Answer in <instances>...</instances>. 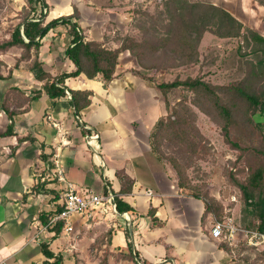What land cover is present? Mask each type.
<instances>
[{
  "label": "crops",
  "instance_id": "1",
  "mask_svg": "<svg viewBox=\"0 0 264 264\" xmlns=\"http://www.w3.org/2000/svg\"><path fill=\"white\" fill-rule=\"evenodd\" d=\"M57 1L64 4L51 9L62 8L52 19L73 9L66 0ZM79 24L87 27L83 33L88 41L105 40L104 21L88 25L80 19ZM57 33L51 32L56 38L43 39L39 53L53 75L75 69L64 54L70 39ZM118 61L107 87L99 77L85 74L66 79L69 89L89 93L90 104L80 112L68 94L52 100L42 91L16 107L12 118L0 113V264H43V241L56 252L62 233L53 237L50 230L37 237L33 227L42 212L48 215L59 206L62 184L49 174L56 156L65 178L79 189L115 193L134 208L115 219L113 240L128 247L125 228L132 225L130 240L140 264H260L255 254L248 259L245 252L211 235L214 214L203 199L179 187L171 165L152 149L154 127L167 113L161 90L145 78L129 51L121 52ZM30 78L16 83L30 90L27 96L42 85L33 73ZM11 122L13 134L2 136ZM119 175L134 181L131 191L120 193ZM148 189L154 194L148 195Z\"/></svg>",
  "mask_w": 264,
  "mask_h": 264
},
{
  "label": "rangeland",
  "instance_id": "2",
  "mask_svg": "<svg viewBox=\"0 0 264 264\" xmlns=\"http://www.w3.org/2000/svg\"><path fill=\"white\" fill-rule=\"evenodd\" d=\"M168 1L66 0L65 3L72 6L71 13L76 10L79 22L80 19L88 25L94 20L105 22L102 41L108 42V47L113 48L111 43L117 47L131 43L145 65L140 71L153 84L192 77L214 85L241 83L264 96V68L259 62L264 57V43L256 39L264 37V0H182L181 3L191 8L184 17L171 16L166 6ZM58 2L46 0V22L59 11L50 12L53 7L63 6L64 3L58 5ZM209 3L226 10L239 22L234 31H239L238 34H219L230 32L231 26L222 22V14L203 15L200 5ZM37 6L40 12L42 5ZM31 13L27 0H0V44L10 39L14 27ZM80 29L85 33L87 27L82 29L80 25ZM58 31L62 34L63 27L49 31L46 38H52L51 32ZM200 31L202 35L198 38ZM23 53L17 46L0 53V73L5 76L0 81V102L14 111L25 104L26 93L30 91L16 83L32 79L33 58L22 56ZM166 97L171 120L186 121L182 125L166 124L158 134L157 145L161 158L171 165L178 181L182 177L185 182L183 191L198 193L210 205L215 220L231 217L241 226L256 225L254 202L264 194V178L257 183H252L251 178L258 167H264L255 155L256 148H264V113L248 111L252 119L248 122L244 118L245 106L234 105L238 112L232 139L228 141L222 117L209 104L198 100L192 90L172 88ZM238 184L249 186L252 200L246 199ZM115 226V219L111 218L88 224L77 220L73 233L59 237L54 246L63 256L62 264H137L127 247L121 250L115 245ZM238 249L248 259L255 254L253 248L243 243ZM255 258L263 264L261 255L255 254Z\"/></svg>",
  "mask_w": 264,
  "mask_h": 264
},
{
  "label": "trees",
  "instance_id": "3",
  "mask_svg": "<svg viewBox=\"0 0 264 264\" xmlns=\"http://www.w3.org/2000/svg\"><path fill=\"white\" fill-rule=\"evenodd\" d=\"M182 0H170L167 3V8L170 9L171 16L184 17L186 15L185 11L188 8L185 4L181 3ZM29 6H31V15L25 18L21 23L16 25L11 33V37L8 40L3 41L0 44V53L3 50H7L11 47H20L24 50L22 56H26L29 59L33 58L32 66L30 68L31 73H33L35 79L42 82V85L34 90L32 96L26 97L25 102L33 100L34 98L40 97L42 91L47 93L52 100L67 96L69 92L72 96L71 101L74 103L75 109L77 112H80L90 104L89 93L82 92L78 90L69 89L66 85V79L70 77H77L81 74H85L89 79L99 77L104 86L107 87L115 77L116 69L119 64V56L123 51H129L132 56L138 61L139 66L144 69L145 65L143 60L140 58V53L136 51L133 45L122 44L120 47L111 48L108 47L105 42L91 40L88 41L86 36L80 29L79 21L77 20L76 10L70 14H63L57 18H53L50 21L46 22L48 13L46 12L48 5L46 0H27ZM37 4L42 5L40 12L38 11ZM190 7V6H189ZM200 9H203V15L208 14H222L221 20L224 24H227L230 27V32H220L221 36H234L238 32L234 33L237 29L239 22H237L226 10L212 4H201ZM193 9V8H192ZM178 18V17H176ZM182 19V18H181ZM63 27L62 33L66 34L70 39L69 44L65 46L64 54L65 57L70 59L75 65V69L70 72H63L62 74L53 75L50 71L46 70L43 61L39 58L40 47L43 45V39L48 35L49 31L54 30L58 27ZM232 29V30H231ZM191 33L188 34V39L191 38ZM202 31L199 33L200 38ZM259 41L264 43V37L257 36ZM263 50V49H262ZM264 53V50H263ZM264 56V55H263ZM260 65L264 68V57L259 61ZM149 69L148 67H146ZM4 75L0 73V81L4 79ZM155 86L161 90L166 104V118L164 116L160 117L157 124L154 127L152 132V149H155L158 156L159 148L157 145V137L161 130L166 124L168 125H182L186 120L180 119V121L171 120V113L169 112V102L166 97L167 92L172 88L185 87L189 90H192L202 102L209 104L210 107H213L222 117L224 121V130L226 139L231 140V131L235 127V119L237 118L236 112H238L237 107L234 105L243 104L245 106V119H248V122H252L250 116H248V111L252 110L255 112L259 110L261 113H264V96L254 90H250L247 86L242 85L241 83H234L229 85H214L200 78L187 77L185 79H175L172 82H160L155 84ZM223 95H220V93ZM232 91V94H228ZM197 106L203 108L201 105ZM19 106H22L21 104ZM185 107H188L185 105ZM4 111L9 115L10 118L17 113V111L10 110L8 106L0 102V113ZM175 112V111H174ZM177 112V111H176ZM252 112V113H253ZM12 121V119H11ZM13 134V124L9 123L6 131L2 133V136ZM255 155L262 160L264 165V148H256ZM262 157V158H261ZM254 175L251 178V182L257 183L258 181L264 178V167H258L257 171L253 173ZM119 179L122 184V189L120 193L124 194L131 191L134 181L127 176L119 175ZM178 185L180 188L185 189V182L182 177L179 178ZM245 195L247 200H252V193L249 190L247 184H238ZM191 195L201 198L198 193H192ZM116 209L122 215H125L127 212L134 211V208L123 198L116 195L115 198ZM205 202V201H204ZM207 211L213 213L210 205L205 202ZM255 213L258 217V222L256 225L251 226L247 225L246 227L250 228H259L264 229V194L254 202ZM58 206L57 210H60ZM218 211V209H217ZM42 212L40 217L43 218V221L46 222L48 217L52 215ZM150 213L154 216V212L151 209ZM63 223L59 222L57 225L50 227L51 231H54L55 234L53 237H57L59 233L62 232ZM245 227V226H243ZM125 236L128 239L129 256L132 259L136 260L137 264H140L141 260L138 253L133 249V242L130 240V230L129 227L125 228ZM42 251L46 256V259L43 261V264H62L63 256L60 253L54 252L50 247L49 241H43L41 243ZM121 250L125 248L119 247ZM144 264V262L142 263Z\"/></svg>",
  "mask_w": 264,
  "mask_h": 264
},
{
  "label": "built area",
  "instance_id": "4",
  "mask_svg": "<svg viewBox=\"0 0 264 264\" xmlns=\"http://www.w3.org/2000/svg\"><path fill=\"white\" fill-rule=\"evenodd\" d=\"M67 93L71 98V94ZM64 173L59 157H54L53 167L49 168V174L52 180H57L62 184L58 200L61 208L60 210L56 208L46 223L40 218L35 219L33 227L37 231V237L50 231V227L59 222L63 223L62 235L69 237L74 231L77 220L88 224L100 218L116 219L121 215L116 209L115 193L83 191L75 183L67 180ZM146 193L153 195L154 191L148 189ZM211 235L227 242L234 248H238L243 243L245 246L253 248L255 254L261 255L264 259V229L243 227L237 224L233 218L227 217L215 220Z\"/></svg>",
  "mask_w": 264,
  "mask_h": 264
},
{
  "label": "water",
  "instance_id": "5",
  "mask_svg": "<svg viewBox=\"0 0 264 264\" xmlns=\"http://www.w3.org/2000/svg\"><path fill=\"white\" fill-rule=\"evenodd\" d=\"M129 230H130V234H132L133 233L132 225H130Z\"/></svg>",
  "mask_w": 264,
  "mask_h": 264
}]
</instances>
